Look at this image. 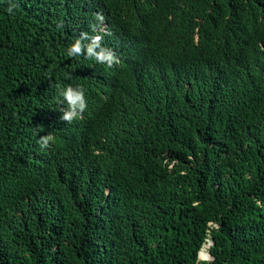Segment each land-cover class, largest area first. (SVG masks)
I'll return each mask as SVG.
<instances>
[{
	"label": "trees",
	"instance_id": "16d2710c",
	"mask_svg": "<svg viewBox=\"0 0 264 264\" xmlns=\"http://www.w3.org/2000/svg\"><path fill=\"white\" fill-rule=\"evenodd\" d=\"M140 1L145 16L154 0ZM226 1L188 0L166 21L155 48L172 57L127 73L118 99L138 117L117 125L60 119V89L88 70L48 46L72 21L49 0L1 2L0 264H264V49L219 51L264 0Z\"/></svg>",
	"mask_w": 264,
	"mask_h": 264
},
{
	"label": "clouds",
	"instance_id": "9594fccd",
	"mask_svg": "<svg viewBox=\"0 0 264 264\" xmlns=\"http://www.w3.org/2000/svg\"><path fill=\"white\" fill-rule=\"evenodd\" d=\"M2 1L0 0V4ZM49 1L53 3L54 13L59 15V20L65 19L61 21V26L72 21L70 29L62 30L61 35H55L51 39L49 49L59 55L66 53L69 58L80 56L88 69L79 84L60 89L63 103L61 121L66 125L77 120L94 121L102 111L116 125L138 117L137 106L118 99L122 80L130 71L135 72L140 61H147L156 67L167 66V61L163 59L172 55L168 53L170 49L165 50L169 47L156 51L155 44L159 41L157 36L161 34L168 19H173L187 8L188 0H154L145 16L140 0H107L105 3L101 0L102 4L98 3L99 0H87L80 8L65 12L56 10L69 0ZM233 1L235 0L226 2ZM14 7L13 0H9L7 11L12 13ZM161 13L164 19L161 18ZM241 15L247 19L244 27L230 39L223 36L230 43H223V48L219 51L233 49V45L238 48L251 43H257L264 49V4H258L251 13ZM184 21L185 19H179L172 26V34L170 32L167 41L181 33V23ZM8 25L9 23L0 24V28ZM154 73L161 74L153 68L146 74L138 73L136 77L145 82ZM117 75L120 77L115 81ZM252 84L254 86L256 82ZM245 88V92L252 94L250 87ZM185 90L187 88L183 83L176 85L173 91L174 105L179 104V97ZM50 138L42 137L40 141V160L46 166L52 165L55 154L60 150ZM6 184L11 182L7 179Z\"/></svg>",
	"mask_w": 264,
	"mask_h": 264
}]
</instances>
